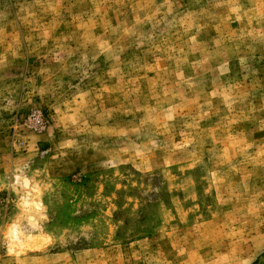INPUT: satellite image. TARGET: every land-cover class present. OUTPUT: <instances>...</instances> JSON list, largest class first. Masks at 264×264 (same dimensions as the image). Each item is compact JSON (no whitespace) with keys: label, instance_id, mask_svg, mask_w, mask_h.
<instances>
[{"label":"rangeland","instance_id":"rangeland-1","mask_svg":"<svg viewBox=\"0 0 264 264\" xmlns=\"http://www.w3.org/2000/svg\"><path fill=\"white\" fill-rule=\"evenodd\" d=\"M0 264H264V0H0Z\"/></svg>","mask_w":264,"mask_h":264},{"label":"bare ground","instance_id":"bare-ground-1","mask_svg":"<svg viewBox=\"0 0 264 264\" xmlns=\"http://www.w3.org/2000/svg\"><path fill=\"white\" fill-rule=\"evenodd\" d=\"M26 184V183H25ZM26 185H28V184H26Z\"/></svg>","mask_w":264,"mask_h":264}]
</instances>
